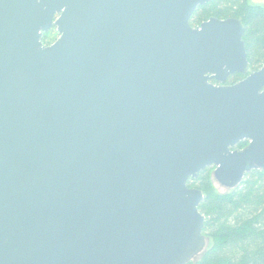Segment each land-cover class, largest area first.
<instances>
[{"label":"water","instance_id":"1","mask_svg":"<svg viewBox=\"0 0 264 264\" xmlns=\"http://www.w3.org/2000/svg\"><path fill=\"white\" fill-rule=\"evenodd\" d=\"M211 1L0 0V264L202 252L188 180L214 167L232 190L264 171V64L224 85L248 72L244 26L192 28Z\"/></svg>","mask_w":264,"mask_h":264},{"label":"trees","instance_id":"2","mask_svg":"<svg viewBox=\"0 0 264 264\" xmlns=\"http://www.w3.org/2000/svg\"><path fill=\"white\" fill-rule=\"evenodd\" d=\"M208 8L213 10L209 18H235L242 22L249 70H258L263 64L257 65L258 60L264 59V5H249L247 0H214L198 7L190 24L194 26L209 19L199 18ZM47 35L48 32L43 34L41 42L48 46L51 43H47ZM244 77L233 75L231 84ZM242 145L246 142L238 147ZM210 169L213 170L206 168L197 179L187 182L188 187L199 182L196 189L202 191L203 200L198 210L205 219L202 234L212 240L198 264H264V171L253 170L235 189L216 195L208 188Z\"/></svg>","mask_w":264,"mask_h":264},{"label":"rangeland","instance_id":"3","mask_svg":"<svg viewBox=\"0 0 264 264\" xmlns=\"http://www.w3.org/2000/svg\"><path fill=\"white\" fill-rule=\"evenodd\" d=\"M247 3L249 5H264V0H247ZM212 11L211 8H208V9H205L204 11V15L202 17L199 16L200 20H203L206 16L207 18L210 17V15L212 14ZM200 12V14L202 13ZM209 15V16H208ZM57 32H56V29L55 27L50 30L48 32V35H47V43H52L56 37H57ZM44 46H47V44L43 43ZM259 62H257V65H260L261 63H264V59H261V60H258ZM245 147V145H242L241 147H238L239 149ZM209 172H207V175H208V180H209V187L210 190L216 194V195H225L227 193H229L231 190H228L222 186H220L217 181L214 179L213 177V170H208ZM199 186V182L198 183H194V184H191V187L189 188H197ZM206 190V189H205ZM233 190V189H232ZM212 245V240L205 237V245H204V248L202 250V252L200 254H198L196 257H194L191 261H189L188 263L190 264H198V262H200L204 252ZM187 263V264H188Z\"/></svg>","mask_w":264,"mask_h":264},{"label":"flooded vegetation","instance_id":"4","mask_svg":"<svg viewBox=\"0 0 264 264\" xmlns=\"http://www.w3.org/2000/svg\"><path fill=\"white\" fill-rule=\"evenodd\" d=\"M196 10H197V9H196ZM196 10H195V11H196ZM195 11H194V12H195ZM194 12H193V14H194ZM193 14H192V16H193ZM190 18H191V17H190ZM211 18H213V17H211ZM209 19H210V18H209ZM207 20H208V19H207ZM207 20H206V21H207ZM204 22H205V21H204ZM202 23H203V22H202ZM202 23H199V24H197V25L192 26V25L190 24V21H189V24H190V26H191L192 28L199 27ZM52 28H54V27H52ZM52 28H51L50 30H52ZM55 29H56V28H55ZM50 30H49V31H50ZM49 31H48V32H49ZM44 34H45V33H44ZM42 36H43V35H42ZM57 38H58V35H57L56 39H57ZM56 39H55V40H56ZM55 40H54V41H55ZM54 41H53V42H54ZM53 42H52V43H53ZM52 43H51V44H52ZM51 44H50V45H51ZM48 46H49V45H48ZM263 64H264V63H263ZM263 64H262V65H263ZM248 65H249V64H248ZM261 67H262V66H261ZM261 67H260V68H261ZM260 68H259V69H260ZM259 69H258V70H259ZM256 71H257V70H256ZM253 72H255V71H253ZM250 73H252V72H250V70H249V68H248V72H247L246 74H239V75H244V76L246 77V76L249 75ZM234 75H235V74H234ZM232 76H233V75H231V76L228 77V79H227V81H226V83H225L224 85H227V86H228V85H233V84H231V81H232V80H230ZM245 77H244V78H245ZM244 78H243V79H244ZM243 79H241V80H243ZM241 80H239V81H241ZM239 81H237L236 83H238ZM210 83H211L212 85H215V86H219V85H221L220 83H218V82L215 81V80H211ZM236 83H235V84H236ZM243 142H246L245 147H246V146L248 145V143H249L248 141H243ZM243 142H240L239 144H241V143H243ZM239 144H238V145H239ZM238 145L235 146L233 149L241 150V149L245 148V147H243V148L239 149V148H238ZM210 168H212V169L214 170V167H210ZM252 171H253V170H252Z\"/></svg>","mask_w":264,"mask_h":264}]
</instances>
